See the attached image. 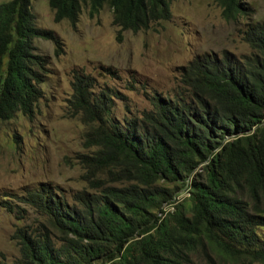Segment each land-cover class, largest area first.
Returning <instances> with one entry per match:
<instances>
[{
	"label": "trees",
	"instance_id": "1",
	"mask_svg": "<svg viewBox=\"0 0 264 264\" xmlns=\"http://www.w3.org/2000/svg\"><path fill=\"white\" fill-rule=\"evenodd\" d=\"M174 1L48 0L55 22L74 28L84 6L95 14L108 5L119 39L170 21ZM215 1L228 22L253 12L245 0ZM36 39L64 53L37 26L32 0L2 3L0 123L34 117L44 98L50 58ZM243 39L248 56H197L182 68L185 89L154 96L140 117L118 121L113 94L96 95L94 78L75 75L68 110L89 128L88 152L77 155L87 187L72 203L48 185L28 195L46 223L17 231L14 264H192L200 249L212 264H264V23L248 24ZM0 206L13 209L3 198Z\"/></svg>",
	"mask_w": 264,
	"mask_h": 264
},
{
	"label": "rangeland",
	"instance_id": "2",
	"mask_svg": "<svg viewBox=\"0 0 264 264\" xmlns=\"http://www.w3.org/2000/svg\"><path fill=\"white\" fill-rule=\"evenodd\" d=\"M7 1L0 0V5ZM245 1L252 14L228 22L215 0H176L171 3L170 21L147 31L122 32L119 39L120 28L113 24L108 5L95 14L84 6L74 28L67 20L55 22L48 0H32L37 26L53 31L64 53L56 56L53 42L35 40L36 53L50 58L49 74L41 86L44 98L34 117L18 113L0 123V198L13 208L0 206V261L14 264L19 259L15 238L19 229L36 231L46 223L28 202L30 193L48 185L72 203L74 194L87 187L77 155L88 152L84 142L89 128L68 110L75 75L94 78L96 95L105 89L113 94L112 112L118 121L140 117L153 109L154 96L173 97L185 89L182 68L197 56L229 52L243 59L251 53L243 36L248 24L264 23V0ZM189 184L178 199L187 198ZM191 263L212 264L201 249ZM215 264L234 263L217 260Z\"/></svg>",
	"mask_w": 264,
	"mask_h": 264
},
{
	"label": "clouds",
	"instance_id": "3",
	"mask_svg": "<svg viewBox=\"0 0 264 264\" xmlns=\"http://www.w3.org/2000/svg\"><path fill=\"white\" fill-rule=\"evenodd\" d=\"M208 54V53H207ZM183 194V193H182Z\"/></svg>",
	"mask_w": 264,
	"mask_h": 264
}]
</instances>
